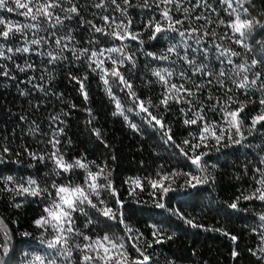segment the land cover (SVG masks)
I'll use <instances>...</instances> for the list:
<instances>
[{
    "label": "trees",
    "instance_id": "16d2710c",
    "mask_svg": "<svg viewBox=\"0 0 264 264\" xmlns=\"http://www.w3.org/2000/svg\"><path fill=\"white\" fill-rule=\"evenodd\" d=\"M81 8V16L87 20H96L100 23L99 16L107 14L105 9H95L92 4L98 0H73ZM151 3V0H149ZM133 4H142L143 0H132ZM209 3L217 9L219 18L225 21L229 19L224 12V5L218 3V0H209ZM12 6V5H9ZM189 7L187 3L183 5ZM248 13L250 18L259 20L252 32L246 37L251 51L245 52V49L239 45L230 44L229 41H223L225 46H231L234 50L241 53V57L233 58L236 63H240L246 58L250 61L252 58L260 60L261 53H264V0H247ZM64 7H69L67 3ZM154 9L134 8L130 10L136 27L135 31L141 32V39L145 41L144 45L137 42L128 41L129 49L136 52L137 66L129 73L130 82L134 90L141 99H151L153 105H158L162 96L163 88L156 82V78L151 75V69L154 67H168L169 62L153 60L146 55L147 52L161 54L170 45L169 41H150L148 39L150 31L143 30L141 24L153 14ZM203 9L197 10L199 14ZM63 15V13H61ZM115 15H119L115 13ZM177 18L182 17V13L174 11ZM212 18L217 19L216 14H211ZM0 16L6 20L25 23V17L16 12H7L0 10ZM70 27L74 28L78 44L74 46L79 49L87 47L85 41L88 40V32L84 27H77L79 19L71 22L65 21ZM203 24V21L198 22ZM193 26H196L195 24ZM187 27V24L185 25ZM209 29H214L218 35H223L229 30L225 26L217 27L215 24L209 25ZM57 32V36L62 35ZM43 35V33H41ZM101 40L100 46L112 47L114 42L105 38ZM174 42V41H172ZM217 43L221 41L217 40ZM22 43L17 39L12 46H19ZM118 43V42H115ZM189 43H192L189 41ZM205 46L211 48V41L206 40ZM193 47H197L193 44ZM54 45L48 49L53 50ZM68 62L58 65L54 70L52 66L49 71L54 76L51 84L47 82L48 77L43 73L42 61L46 58L35 55L34 53L14 54L13 61L0 60V64L6 65L12 76V80L0 76V149L7 146L11 149L7 156L9 161H19L18 163H6L0 165V176L33 177L42 185L51 184L52 179L58 183H67L71 180L74 184H82L85 171L75 169L71 173L64 174L63 178H56L51 175L53 164L45 160L43 163L33 161L25 152L29 151L46 154L52 151L48 140L51 138V131L57 126L64 129V133L59 137L61 143L58 146L68 162L79 158H85V162L93 172L97 170L96 165H107L111 171L113 185L120 194V199L124 203L125 222L133 229L138 230L143 236L138 246L145 250V254L151 257L148 264H264L260 260V248L264 247V241L261 240V233L264 228L259 215L264 214V202L259 200H243L238 202L237 209L228 207L237 200L242 194L247 195L256 187L253 180V169L260 166V160L264 159V128L258 126V131L247 137L243 145L221 148L216 152L214 140H208L205 143L207 147H201L193 153L188 145H184V140H189L192 145L199 143L198 125H185L186 118L180 108L184 105L171 104L167 110L161 107H150L149 110L158 117L163 116L164 122L171 129L173 139L190 155L207 152L203 157L202 165L206 170L201 173L189 160L183 156L179 149L172 144H165L161 130L150 126L144 119V114H137L136 111L128 112L127 109L132 106L126 92H121L114 87L113 91L121 100L128 115L129 121L137 125L138 131L128 126L122 116H114L115 106L106 95L99 77L95 73L89 72L87 81L88 100L85 101L79 92V86L70 79L72 75H83L88 72L86 65L81 61H76L72 53L66 52ZM115 55V54H114ZM191 55V53H190ZM198 60L202 59L203 53L196 52ZM173 59H176L173 56ZM30 61L36 65L37 71H28L21 73L15 68V64L24 65ZM179 65L177 69L179 70ZM209 67L219 65L215 62L214 50L210 52ZM226 67H228L226 65ZM258 71H264V63L257 66ZM127 72V68L124 69ZM230 71V69H229ZM45 75V80L38 79L40 75ZM36 76L37 79L29 84V78ZM173 82H180L178 78L173 77ZM196 82H204V78L195 77ZM33 84H43L45 92H41L33 87ZM233 91L228 95L243 101L246 99L241 90L235 89L231 84ZM21 91L28 93L21 95ZM214 98L219 97L222 102L227 100L223 90L212 93ZM208 95V90L200 95L204 99ZM259 93L249 91L248 98L258 99ZM212 102H215L213 100ZM75 105V107H72ZM88 109H91L89 113ZM259 109L258 104H250L243 113L245 124L250 123L251 117L256 115ZM51 116H59L63 123L54 124ZM206 116L209 119L220 120V114H213L206 110ZM23 117V119H21ZM187 118H191L190 116ZM91 120V123L88 121ZM51 125V128H50ZM38 126L39 131L33 132ZM93 129H99L101 137L97 138L93 134ZM227 143V141H225ZM19 153V155H17ZM115 157V159H113ZM94 162V164L92 163ZM29 165H35L29 167ZM247 169V170H246ZM173 171L191 173L192 175H208L210 182L198 185L196 188H186L181 190L180 186L184 183L186 177L181 175L175 178L173 188L178 191L171 192L164 199L165 209H159L154 206L156 198L152 196V189L147 183L150 180H156L163 175ZM139 178L144 182V190L138 192L137 196L129 197L128 189L130 185L126 183L129 179ZM3 185L0 184V188ZM159 196V193H157ZM103 198L109 202L114 209L117 207L112 198L103 194ZM21 207L14 206L12 194L0 192V218L7 224L12 237V250L5 258L6 264H27L25 254L45 253V245L41 244V230L36 228L33 221L43 214V201L38 198L16 197L15 203H20ZM179 211L181 216L175 213ZM191 219L197 225L202 227H191L185 220ZM84 217L80 216L77 220V226L88 235L105 232L124 236L123 225L108 221L111 227H105L102 223L92 231L83 229ZM153 225L162 230V238L165 242L161 244L148 243L153 241ZM252 229H256L255 232ZM218 230V231H217ZM30 233L25 236L23 233ZM136 231L132 233L135 237ZM226 233V234H225ZM52 233L49 231L44 234L45 239H50ZM168 236L172 238L167 239ZM237 237L232 241L231 237ZM2 242V241H0ZM127 242V237H125ZM71 243H83L80 239H74ZM254 250L257 254L253 255L249 250ZM236 251L238 255L233 258L232 252ZM128 251L131 256L136 257L139 254L130 246ZM74 258L79 259V254L74 252ZM57 264H64V258H58Z\"/></svg>",
    "mask_w": 264,
    "mask_h": 264
},
{
    "label": "snow or ice",
    "instance_id": "6c2138e0",
    "mask_svg": "<svg viewBox=\"0 0 264 264\" xmlns=\"http://www.w3.org/2000/svg\"><path fill=\"white\" fill-rule=\"evenodd\" d=\"M65 3L69 7L65 8ZM186 3L190 6H183ZM218 3L225 6L223 10L229 17L227 21L219 18L217 9L209 3V0H151V3L149 0H143L142 4H133L132 0H98L92 4V7L105 9L107 14L99 16L100 23H97L95 19L87 20L81 16V8L73 0H0V10L9 13L16 12L28 21L20 23L6 20L0 16V60L13 61L14 54L27 53H34L46 58L42 61V71L47 75V82L50 85L54 76L49 71V65L54 70L58 65L68 62L66 52L72 53L76 61H81L83 58L82 62L86 65L88 72L80 76L69 73V76L79 86L78 90L85 101L88 100L86 88L89 79L88 73H95L99 77L106 95L115 106L112 115L122 116L130 128L139 130L137 125L131 123L128 115L125 114L126 110L121 100L113 91V88L116 87L121 92H126L131 101L132 106L127 109L128 112L136 111L138 115L144 114V119L150 126L158 127L161 130L163 142L178 148L180 153L203 173L206 166L202 165V160L208 153L201 151L199 154L190 155L189 152H186L175 143L171 129L164 122L163 116L153 115L149 108L162 106L167 110L173 103L184 105L180 108V112L186 117L183 123L189 126L198 124L201 126L199 128V143L192 145L189 140L183 141V144L188 145L193 153L202 146L207 147L205 142L208 140H214L218 145L215 149L216 152H220L221 148L243 145L247 139L245 131L251 136L258 131V126L264 128V71L256 70L258 65L264 63V53H261L260 60L252 58L248 61L244 58L240 63H236L233 58L241 57V53L223 43V41H229L230 44L239 45L245 49L246 53L250 52L246 37L260 21L249 17L247 0H218ZM137 7L154 9L147 21L140 25L143 30L150 31L148 39L170 42V45L161 54L146 53L153 60L169 62L168 67L151 69V75L163 88L158 105H153L151 99H141L130 82L129 73L136 68L137 57L136 52L129 49L127 42L134 41L141 46L145 43L141 39L142 33L134 30L136 24L130 15V10ZM199 9L204 11L196 14ZM174 11L182 13V17L177 18ZM115 13L119 15H115ZM211 14H216L217 19L214 20ZM77 18L79 19L77 27H84L89 36L85 41L88 46L79 49L74 46L79 43L76 40L74 28L65 23V21L71 22ZM200 21L204 23L199 24ZM186 24L187 27H185ZM194 24L196 26H193ZM213 24L217 27L223 25L229 31L218 35L214 29L210 30L208 27ZM57 32L63 34L57 36ZM99 38L114 42V46L107 48L100 46ZM17 39L22 43L19 46H12ZM206 40L211 41V48L205 46ZM217 40L221 42L217 43ZM193 44L197 47L194 48ZM53 45V50H41L48 49ZM213 50L215 62L219 65L218 70L215 67H209L210 52ZM196 52L203 53L202 59H197ZM173 56L176 59H173ZM178 65L180 66L179 70L177 69ZM15 68L21 73L37 71L36 65L30 61H26L24 65L15 64ZM125 68H127V72L124 71ZM0 76L16 79L3 64H0ZM173 77L178 78L180 82H173ZM195 77L204 78V82H196ZM35 79L37 77L33 76L27 82L32 84ZM38 79L44 81L45 75H40ZM229 84L233 85L235 89L241 90L246 99L240 101L234 96L228 95L233 91V88L228 86ZM33 87L45 92L43 84H33ZM206 90H208V95L203 100L200 99V95ZM218 90H223L224 95L227 96L226 101L222 102L219 97L214 98L212 93ZM249 91L258 92V99L248 98ZM20 94L27 95L28 93L21 91ZM213 100L215 102H212ZM250 104H258L259 109L257 114L251 117L250 123L245 124L243 113ZM206 110L213 114L219 113L220 120L209 119L206 116ZM88 111L91 113V109ZM189 116L191 118H187ZM50 120L57 125L63 123L59 116H51ZM88 123H91V120ZM31 131H39L38 126ZM92 131L97 138L101 137L99 129ZM63 133L64 129L58 126L51 131V138L48 140V144L52 148L51 152L42 154L28 149H25V152L38 163H43L45 160L51 161L53 168L48 178L52 176L63 178L64 174L71 173L75 169L84 170L86 174L82 184H74L71 180L67 183H58L56 179H52L51 184L42 185L31 176L19 179L12 175L0 176V184L3 185L0 192L11 193L15 207H21L23 202L22 200L20 203H15L16 197L38 198L45 204L43 214L33 221L34 226L41 230V244L45 245V253L43 255L34 253L30 256L25 254L27 264H57L60 257L64 258V264H148L151 257L145 254V250L135 242L139 241L143 234L138 233V230L133 229L125 222L123 211L125 202L120 199V194L113 185L111 171L105 164L103 166L96 165L97 170L93 172L89 163L85 162V158L68 162L58 147L61 143L59 137ZM10 152L11 149L7 146L0 149V165L19 162L7 159ZM92 163L94 164V162ZM34 166L29 165V167ZM181 175L186 177L180 186L181 190L196 188L198 185L210 182L208 175H192L177 171L163 175L159 179L150 180L147 183L152 189V196L156 198L154 201L156 208H166L163 201L169 193L178 191L173 188V184L175 178ZM253 180L256 185L254 190L247 195L242 194L237 197V200L228 207L237 209L240 199L264 202V159L260 160V166L253 169ZM126 183L130 185L129 197H135L138 192L144 190V182L139 178H130ZM104 193L112 198V202L117 206L115 209L103 198ZM175 214L183 218L178 210ZM80 216L84 217V230L92 231L102 223L105 227H111L107 222L112 221L123 225L124 236H116L114 233L107 232L103 235L95 233L88 235L77 226ZM259 220L262 222L261 227L264 228V214L259 215ZM185 222L194 228L202 227L191 219H186ZM152 227L154 239L148 243L149 248L153 243L165 242L162 238V230L156 228L155 225ZM49 231L52 233L51 238L45 239L44 234ZM134 231L138 233L135 237L132 236ZM252 231L255 232L256 229H252ZM23 235L28 236L30 233L25 232ZM125 237H127V244ZM171 238V236L167 237L169 240ZM260 238L264 241V233H261ZM74 239H80L83 243H71ZM231 239L235 242L237 237L232 236ZM0 241H2L0 242V264H6L5 258L12 250V237L10 229L2 218H0ZM129 246L139 255L131 256L128 251ZM249 251L253 255L257 254L254 250L250 249ZM74 252L79 254L78 260L74 258ZM260 253L262 254L260 260L264 261V247L260 248ZM237 255L238 253L234 250L233 258Z\"/></svg>",
    "mask_w": 264,
    "mask_h": 264
}]
</instances>
